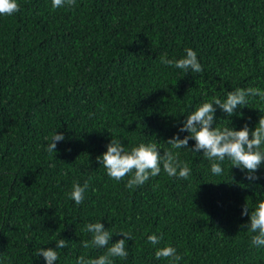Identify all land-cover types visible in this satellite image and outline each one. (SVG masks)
Wrapping results in <instances>:
<instances>
[{
  "label": "trees",
  "instance_id": "obj_1",
  "mask_svg": "<svg viewBox=\"0 0 264 264\" xmlns=\"http://www.w3.org/2000/svg\"><path fill=\"white\" fill-rule=\"evenodd\" d=\"M0 15V264H46L41 248L56 249V264L105 254L83 248L85 230L99 222L125 239L127 258L113 264H169L157 248L172 246L177 264H264V246L252 245L242 216L264 199V163L246 170L227 158L220 175L202 151L172 149L167 140L188 114L236 88L264 90V0H75L53 9L51 0H17ZM191 48L203 68L187 72L161 64ZM214 127L251 131L264 101L228 116L218 106ZM62 133L53 153L51 137ZM126 149L156 143L179 153L191 174L169 177L162 168L129 189V173L110 178L97 157L111 139ZM251 138V136H250ZM194 140L188 147L193 148ZM87 182L84 201L67 195ZM162 237L153 246L149 235Z\"/></svg>",
  "mask_w": 264,
  "mask_h": 264
},
{
  "label": "clouds",
  "instance_id": "obj_2",
  "mask_svg": "<svg viewBox=\"0 0 264 264\" xmlns=\"http://www.w3.org/2000/svg\"><path fill=\"white\" fill-rule=\"evenodd\" d=\"M75 0H51L53 9L72 6ZM20 10L17 0H0V15H12ZM186 55L179 59H168L166 55L160 57L161 64L169 67L181 69L185 72L191 70L193 73H202L203 68L197 59V54L191 48L185 49ZM258 96L264 101V90L259 88H236L228 92L224 100L213 97L212 102H205L198 106L193 112L187 115L183 126L179 132H187L189 135L183 139L179 135H174L167 140V144L172 149L187 148L194 153L202 151L205 159L211 162V173L220 175L223 171L221 163L225 158L231 161L232 167L246 170V178L255 180L258 177L253 174L257 171L262 163H264V115L259 118L258 124L253 131L250 132L248 125L245 124L240 130H235L228 126L223 129L214 127L216 105L229 117L234 114L238 108L248 105L249 97ZM251 136V138H250ZM65 139L62 133H56L51 137L50 143L46 146V151L53 153L56 150V142ZM189 140H194L193 148L188 147ZM107 150L101 156L97 157V161L106 169V173L110 178L117 181L123 179L129 173H133L127 181V187L132 189L136 186L143 185L150 177L158 176L163 171L169 177H178L187 179L191 174V169L187 163L179 160V153L172 150H165L161 155L158 151L156 143H140L131 149H126L117 139H111L106 146ZM87 182L81 186L78 182H74L72 190L67 194L76 205H80L84 201V193L87 189ZM242 216H249L250 223L244 225L251 233V242L253 246H264V199H261L251 210L245 204ZM85 230L92 234L90 241H81L83 248H106L105 254L95 259H88L85 255H81L77 264H113V258H127L126 240L132 239L128 232H121L125 239H119L115 243H110L113 236L104 228L102 223H89L85 226ZM162 237L156 234L149 235L147 240L153 245H159ZM67 247L65 239L56 241V247L41 248L37 255L44 257L46 264H56L58 260V252L56 249ZM156 259L167 258L169 264H177L182 259L177 254L176 248L172 246H164L157 248L155 251Z\"/></svg>",
  "mask_w": 264,
  "mask_h": 264
}]
</instances>
